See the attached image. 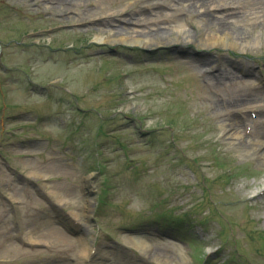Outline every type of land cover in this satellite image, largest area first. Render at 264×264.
Returning <instances> with one entry per match:
<instances>
[{"label":"rangeland","instance_id":"rangeland-1","mask_svg":"<svg viewBox=\"0 0 264 264\" xmlns=\"http://www.w3.org/2000/svg\"><path fill=\"white\" fill-rule=\"evenodd\" d=\"M251 3L207 4L213 16H205L169 0L66 7L0 0V151L27 176L51 178L45 190L57 195L55 203L64 198L66 213H78L89 246L123 247L125 238L153 230L162 235L152 244L164 264L179 258V246L186 264H264V161L241 157L220 128L240 119L248 138L264 139V17L253 18ZM121 8L185 30L174 44L96 41L101 18ZM216 18L244 38V50L204 45V35L217 32ZM206 57L213 74L225 69L231 77L203 72ZM258 105L260 116L248 115ZM1 175L12 177L4 167ZM17 192L25 211L18 230L0 200V264H73L77 251L62 249H78L76 233L56 223L41 242L28 238L45 220L39 210L52 212L55 204L37 195L28 203L24 189ZM169 213L186 219L181 233L168 226Z\"/></svg>","mask_w":264,"mask_h":264},{"label":"bare ground","instance_id":"bare-ground-1","mask_svg":"<svg viewBox=\"0 0 264 264\" xmlns=\"http://www.w3.org/2000/svg\"><path fill=\"white\" fill-rule=\"evenodd\" d=\"M32 3H36L37 0H31ZM42 4H58L60 6L72 5L75 2H81L83 0H40ZM173 2L174 8H177V5H181L186 3L187 10H192L195 7L203 11V15L209 16L210 9L204 8L207 4H210V7H224V4L220 6V2L223 0H169ZM253 7H252V15L255 19L258 16L264 17V0H252ZM68 6V7H69ZM254 8H256L254 10ZM219 9V8H214ZM122 15L121 19L123 22L121 23H114V18L116 16ZM211 16H213L211 14ZM211 19V18H210ZM224 19V18H223ZM214 25L217 27V32L214 33H206L202 38V42L204 45L209 47L214 46H222V47H235L240 46L241 50H244L246 44L244 43L245 40L238 34H233L226 28V25L223 24V21L220 19H214ZM217 20V21H216ZM226 20V19H224ZM103 21V22H101ZM151 23H156V18L152 19L147 16H141L137 12H132L131 10H127L125 8H121L115 10L110 13H106L100 20L99 24L104 27L102 32L103 34L99 33L96 34L94 39L98 42H107V43H128V44H136V45H147L149 42L153 41L157 44H162L164 40L171 41L169 44L177 43V38L179 35L182 34L184 28L182 25L173 29L172 31L163 28L159 25H153ZM187 30V29H186ZM105 34V35H104ZM191 37V36H190ZM185 39H189L187 36ZM175 40V41H172ZM164 44V43H163ZM200 67L203 69V72L209 73L211 76L215 77L217 80L228 78L231 74L227 71H218L217 73L214 72L215 66L213 65L214 62L209 57L201 59ZM240 68V67H239ZM240 72L243 74L250 73L249 67H242ZM237 123V124H236ZM239 123L241 120H237L234 122L233 119L229 120L228 122H224L220 125L221 130L223 131V136L227 141L232 144H235L241 148V157H258L262 161H264V139L257 136L253 139L244 137L242 131L238 128ZM60 199V197H59ZM64 198L60 199L59 202H62ZM89 203H87L86 206ZM60 212V210H59ZM57 210L54 211V215H60ZM76 218H79L78 213L74 212L73 214ZM76 218H65L64 221L68 228L72 230H76L79 232V249H77V257L73 264H132V260L129 259L130 255L125 254L121 250H102L93 253L91 246H89L86 235L83 232V228L75 227ZM31 242H35L36 238H31ZM125 242L127 246H132L136 249L141 250L143 253L152 252L151 255H148V259H153L156 263L163 264L157 257L156 251V244H152L153 242L147 238L138 237L135 235H131L125 238ZM167 247V245H166ZM179 258L175 260L172 256H169V264H186L188 260L187 253L185 250L179 246ZM146 260L145 258H140V262L138 264H154L153 262Z\"/></svg>","mask_w":264,"mask_h":264}]
</instances>
